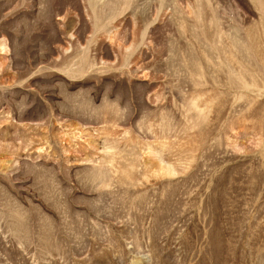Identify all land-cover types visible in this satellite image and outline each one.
<instances>
[{"label": "rangeland", "instance_id": "374dc122", "mask_svg": "<svg viewBox=\"0 0 264 264\" xmlns=\"http://www.w3.org/2000/svg\"><path fill=\"white\" fill-rule=\"evenodd\" d=\"M0 264H264V0H0Z\"/></svg>", "mask_w": 264, "mask_h": 264}]
</instances>
